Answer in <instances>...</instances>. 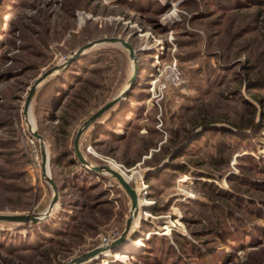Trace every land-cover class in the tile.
Wrapping results in <instances>:
<instances>
[{"label": "rangeland", "instance_id": "obj_1", "mask_svg": "<svg viewBox=\"0 0 264 264\" xmlns=\"http://www.w3.org/2000/svg\"><path fill=\"white\" fill-rule=\"evenodd\" d=\"M87 1L90 2L88 10H76L73 18H65L60 9V0H22L2 19L3 33H0V43H4L5 38L9 43H4L5 49L1 51L4 59L0 61V72L10 70L13 72V78L0 84L2 95L0 122L6 124L0 130V138H7L12 142L11 152L14 154L11 157L12 164L26 163L27 179L18 183V186L30 189L27 195H22L26 205H30L25 212H10L4 209L0 211V215H42L53 196L52 188L43 176L41 165L40 168L33 166L30 141L34 143L41 161L39 144L30 135L22 113L25 98L32 84L44 72L62 64L72 52L85 44L103 38L122 39L130 44L135 52L137 75L130 96L118 103L111 113H115L119 104H129L133 115L128 117L132 119L131 127L123 141L110 140L103 136L101 138L107 140V144L94 147L91 132L95 126H92L80 139V151L93 167L108 166L120 173L136 191L138 204L141 206L138 210L137 224H134L136 227L130 232L132 247L124 246L123 249L132 253L119 260L116 259L122 257L121 254L124 253L114 256L105 253V259L86 264H104L107 261H110L107 264L113 262L139 264L135 257L143 253L145 242L151 236L171 240L172 233H177L192 240L188 229L191 224L187 225L183 218L191 216L189 212L192 203L205 204L208 201L210 194L208 186L225 193L236 189L228 178L246 175V169L250 168L246 162L240 160V157L251 155L255 159L264 158V138L256 141L259 142L255 144L256 152L239 151L232 154L221 147V145L228 147L229 139L221 134L209 132L173 162L175 168H184L186 170L184 173L168 169L148 179L168 164L178 150L189 145L201 129L216 126L230 130V126L224 122L192 130L190 118L195 112L198 110L212 112L215 114L212 118L219 119L217 115L220 114L236 121L235 115L244 113L240 103L247 101L257 106L246 91L252 83L241 79L247 52L250 51L246 47L249 39L243 38L231 43V38L241 26V19L234 17L238 13L230 12L231 0H211L209 4H206L205 0H154L166 8L161 14L151 10L139 11V8L130 2L138 0H125V3H121L120 0ZM184 2L188 4L187 7H183ZM217 6L228 9L226 14L223 15ZM11 23L14 27H22L24 32L18 35L13 30L12 33ZM15 45L26 50L17 47L14 49ZM98 48H112L113 53L94 65L87 63L84 65L87 69L81 73V78L88 83L83 85L82 88L85 89L81 88L83 90L81 92L84 90L92 92V100L86 113L82 114L70 131L72 142L81 125L127 87L133 73V61L129 58L128 51L121 45L105 44L92 50ZM252 48L260 53L256 66L264 71L262 56L264 50L259 43H254L251 50ZM174 68L180 76L178 82L173 81ZM53 77L45 81L36 92H45L48 96L51 91L44 86L49 87L50 84L47 83ZM93 84L95 86L92 87ZM80 87L77 85L73 92L80 91ZM262 92L264 91L259 90L252 94L264 95ZM235 96H238L236 102L233 101ZM44 98L45 95L39 97V101L35 100V96L32 99L28 124L42 137L49 158L50 148L54 142L52 130L55 128V122L48 118ZM105 115L99 119V124L104 122ZM128 119L118 118L121 122H127ZM173 137H177L175 138L177 140L184 138L186 140L172 147L170 141ZM88 146L91 148V154L86 152ZM220 148L224 150L223 155L217 152ZM109 150L114 152L110 154ZM227 157L228 164L219 163L220 158ZM73 159L75 163L73 167H62L56 169L55 173L48 163L47 176L56 187L58 201L49 216L37 225L47 220V223L57 220L58 213L62 212L59 197L75 201L79 196L71 181L73 176L71 170L84 168L80 166L75 155ZM135 160L137 163L128 165ZM159 166H162L161 169L155 171ZM98 176L100 177H92L91 180L98 187L94 192L97 195L101 191H106L107 195L103 197V201L112 205L104 207L106 210L104 214L96 215L99 220L96 224V234L89 232L82 243L73 246L75 248L71 250V254L59 256L60 264H67L70 260L107 244L108 241L113 242L120 237L125 228L130 215L128 196L112 177ZM4 196L0 194V204L3 207L9 206ZM12 196L16 198L17 195ZM239 197L246 202L249 196L240 194ZM154 210L159 212L155 214ZM66 212L64 213L72 214V211ZM211 215L209 211L201 209L193 218L200 219L202 223L190 228H206L204 216L208 220L212 219ZM31 225L0 222V243L8 239L9 244L15 240H21L24 244L28 233L31 235ZM148 234L149 237L145 239ZM33 240L31 236L32 243ZM239 255L242 256V253Z\"/></svg>", "mask_w": 264, "mask_h": 264}, {"label": "trees", "instance_id": "obj_2", "mask_svg": "<svg viewBox=\"0 0 264 264\" xmlns=\"http://www.w3.org/2000/svg\"><path fill=\"white\" fill-rule=\"evenodd\" d=\"M19 1L22 0H0V33H3L2 19L10 13L12 8L18 5ZM120 1L125 3V0ZM210 1L205 0V3L209 4ZM130 2L134 3L139 8V11L151 10L158 14L166 11V8L161 7L154 0ZM89 4L90 2L87 0H60V9L63 17L73 18L76 10H88ZM182 5L183 7L188 6L185 2ZM230 6V12L232 11L233 13L235 11V13H238L234 17L241 19V26L237 28L233 38H231V43L240 41L243 38L249 39L246 47L250 51L247 52L241 79L252 83L247 87L246 91L257 106L247 101L240 103L244 113L241 115L236 114V121H232L230 118H226L225 115L220 114L217 115L219 119L212 118L215 115L212 112L201 110L195 112L190 118L192 130L219 122L226 123L230 126V130L216 126L210 129H201L195 134L189 145L178 150L170 158L168 164H165L161 170L149 176L148 179H152L168 169L184 173L186 170L178 167V165V168H175L176 166H173V162L209 132L221 134L229 139L230 144H228V147L226 145H221V147L232 154L239 151L256 152L257 147L255 144L259 143L256 141L264 138V95L252 94L254 91H264V71L256 66L260 53L253 50V48L251 50L254 43H259L261 49L264 50V0H231ZM217 9L223 15L228 10L222 6H217ZM11 25L13 26V23ZM10 30L12 33L15 30L18 35L24 32L23 28L18 26H13V29L11 28ZM6 42L9 43V40L5 38L4 43L6 44ZM4 43H0V61L4 59V54H1V51L5 49ZM7 46L9 47L10 45L8 44ZM16 47L15 45L14 49ZM17 48L21 49L20 47ZM21 50L25 51L26 49L23 47ZM112 53V48H98L86 53L54 76L47 83L50 84L49 87L48 85L44 86L45 89L48 88L51 91L49 95L47 94L48 96H46L45 92H36L34 95L36 101H39V97L45 95L44 104L47 107L48 118L55 122V128L52 130L54 142L52 148H50L48 158L54 173L62 167L71 168L75 164L70 131L82 114L86 113V109L92 100V92H85V90L81 92L83 91L82 89H85L82 88L83 85L88 83V81L81 78V73L87 69L84 65L86 63L94 65L107 56L112 55ZM231 68L233 69V67ZM231 68L230 71H232ZM12 78L13 72L10 70L0 72V84L8 82ZM77 85H80V89H82L73 92ZM0 96L2 95L0 94ZM237 99L238 96H235L233 101L236 102ZM111 112L112 110L107 112L106 115L104 114L103 120H105L102 124H99V122L94 124L95 129L91 132V136L94 138L92 143L94 147L107 144V140L101 138L103 136L116 141L126 139L127 132L131 127L130 122L132 121L131 118L128 119L132 115L129 104H119L115 109V113L112 114ZM119 117L127 118L128 120L127 122H121L118 120ZM5 126L6 124L0 122V130ZM118 130L121 132H117ZM242 132H250V134L245 135ZM175 138L177 137H173L170 141L172 147L178 146L186 140V138L184 140ZM11 145L12 142L7 138H0V194L5 195V202L9 205L3 207L0 204V211L5 209L10 212H25L30 204L26 205L22 195H27L30 189L18 185L27 179L25 172L26 163H11V157L14 155L11 152ZM223 151L220 148L217 152L223 155ZM109 152L112 154L114 151L109 150ZM240 160L246 162L250 168L246 169V175L244 174L240 177L230 176L228 178V181L234 184L236 189L233 192L225 193L213 186H208L210 189L208 201L205 204L192 203L190 206L191 211L189 212L191 216L183 218V221L187 225L191 224V227L200 225L202 223L201 220H195L193 216H197L201 209L209 211L212 213V219L207 220L206 216H204L207 227L204 229H192L189 226V234L192 240H188L177 233H172L171 240L151 236L145 242L143 253L135 257L137 263L264 264V178H262L264 177V158L255 159L251 155H245L240 157ZM228 161V157L220 158L219 163L226 165ZM134 163H137V161H132L128 165ZM71 173L73 174L71 181L74 190L79 195L77 199L73 201L68 200L69 198L59 197V205L62 212L58 213L57 220H51L49 223H47V220L41 225H31V235L28 233L24 244L21 240H15V242L11 240L12 242L9 244L8 241L10 240L8 239L0 243V264H60L59 256L64 257L66 253L71 254V250L75 248L73 246L77 243H82L85 235L89 234V232L96 234V224L99 223L96 215L104 214L106 211L104 207L112 204L103 201V197L107 195L106 191H101L97 195L94 192L98 187L97 184L91 182L92 177L100 176L91 174L82 168L79 170L72 168ZM57 189L61 190L59 186H57ZM242 189H247V191ZM240 194L249 196L246 202L240 199ZM12 195L17 196L14 198ZM243 202L246 205H243ZM66 211H72V214L68 215ZM153 212L156 214L159 210H154ZM80 215L81 217L79 218ZM31 236L34 238L33 243L30 241ZM126 251L127 253H132L129 250ZM127 253L121 254L122 257L120 256L118 259L126 258ZM240 253H242V256L239 255ZM110 264L122 263L113 262Z\"/></svg>", "mask_w": 264, "mask_h": 264}, {"label": "water", "instance_id": "obj_3", "mask_svg": "<svg viewBox=\"0 0 264 264\" xmlns=\"http://www.w3.org/2000/svg\"><path fill=\"white\" fill-rule=\"evenodd\" d=\"M110 44V45H121L123 48H125L128 51L129 58L133 61V73L131 77L128 80L127 87L121 91L117 96H115L110 102L106 103L103 107H101L97 112H95L93 115H91L78 129L74 141H73V152L74 155L79 162L80 166L83 167L85 170L95 173L98 175H109L112 177L118 185L124 190L126 195L128 196L130 200V215L129 218L126 220L125 228L120 235V237L113 242L109 244H105L99 247H96L72 260H70L67 264H86L91 261L95 260H103L105 259L104 254L109 253L110 256H114L116 254L120 253H127V251H124V246L130 242L131 236V225H132V219L133 217H136L138 214V196L136 191L129 185V183L121 176L120 173L117 171L111 169L108 166H98L93 167L81 154L80 151V139L82 135L88 131L92 126H94L95 123L99 121V119L112 110L118 103H120L122 100L126 99L131 91L133 90L135 86V80L137 75V62H136V56L135 52L132 49L131 45L125 42L122 39L119 38H103L99 39L90 43L85 44L84 46L80 47L75 52H72L70 54V57H68L62 64L58 66H54L44 72L39 78L35 80V82L32 84L23 105V116L25 119V122L28 127V131L30 135L38 141L39 144V152H40V159H41V167H42V173L45 178V180L48 182V184L52 188L53 196L49 203V206L47 210L42 215H34V214H28V215H0V222L3 223H15V224H25V225H36L38 223H41L43 220H45L48 216L50 211L53 209V207L56 205L58 201V194L56 191V187L49 176L48 171V154L46 152V148L44 145V141L42 137L37 134L36 131H32L30 125L28 124V115L30 114V105L32 102V99L34 95L36 94L37 89L48 79L53 77L54 75L60 73L62 70H64L66 67H68L71 63L77 61L79 58L82 57V55L86 54L88 51L94 49L95 47ZM189 141V140H188ZM162 166H159L155 171L161 169ZM128 254V253H127ZM126 254V255H127ZM110 262V261H109Z\"/></svg>", "mask_w": 264, "mask_h": 264}, {"label": "built area", "instance_id": "obj_4", "mask_svg": "<svg viewBox=\"0 0 264 264\" xmlns=\"http://www.w3.org/2000/svg\"><path fill=\"white\" fill-rule=\"evenodd\" d=\"M66 59H64L62 62H64ZM172 76H173V81H175V82H178L179 80H180V76H179V74L177 73V71H176V69L174 68V71H173V73H172ZM30 145H31V149H32V157H33V159H34V163H33V166H36L37 168H40V165H41V161L39 160V157H38V152H37V150H36V148H35V146H34V143L32 142V141H30ZM86 152L87 153H89V154H91V148H90V146H88L87 148H86ZM35 164V165H34ZM155 234L157 233V232H154ZM154 233H152V234H154ZM147 237H149V234L148 235H146V237H145V239H147ZM109 243H111V241H108L107 242V244H109ZM114 260H115V258H114ZM119 260V259H118Z\"/></svg>", "mask_w": 264, "mask_h": 264}, {"label": "bare ground", "instance_id": "obj_5", "mask_svg": "<svg viewBox=\"0 0 264 264\" xmlns=\"http://www.w3.org/2000/svg\"><path fill=\"white\" fill-rule=\"evenodd\" d=\"M32 130V129H31ZM33 131V130H32ZM141 205H140V203L138 204V208L140 207ZM137 221H138V214H137V216L136 217H133V219H132V225H131V231L130 232H132L133 230H134V228L136 227L134 224L136 223L137 224ZM139 243V242H138ZM141 243V242H140ZM132 245V243H130V242H128L126 245H125V247L127 246V248L128 247H132L131 246ZM141 246V245H140ZM126 248V249H127ZM133 251V250H132Z\"/></svg>", "mask_w": 264, "mask_h": 264}]
</instances>
